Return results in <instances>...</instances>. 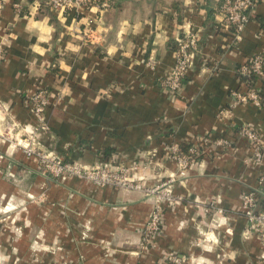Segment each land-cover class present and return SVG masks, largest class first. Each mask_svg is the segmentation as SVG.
Wrapping results in <instances>:
<instances>
[{
    "label": "crops",
    "instance_id": "1",
    "mask_svg": "<svg viewBox=\"0 0 264 264\" xmlns=\"http://www.w3.org/2000/svg\"><path fill=\"white\" fill-rule=\"evenodd\" d=\"M220 2L110 0L103 9L62 15L45 0H0V171L14 183L10 192L21 187L36 194L45 186L36 158L9 146L4 131L6 122L34 123L27 98L38 86L60 94L46 109L50 131L39 134L42 148L84 165L150 161L135 172L145 186L176 170L165 158L170 143L230 142L211 145L171 184L177 198L163 204L160 228L142 249L155 196L78 178L47 182L45 201L27 207L30 225L23 233L40 228L46 249L39 260L21 264H174L171 254L187 264H264V245L240 211L241 193L256 186L264 209V165L249 161L251 148L237 133L249 125L264 140V78L251 81L261 105H230L231 91L251 80L238 67L264 57V0H256L239 41L220 21ZM188 33L197 47L175 95L161 81L174 63L173 43ZM11 133L15 138L21 130ZM85 222L87 242L80 239ZM15 235L1 233L0 251L25 250Z\"/></svg>",
    "mask_w": 264,
    "mask_h": 264
},
{
    "label": "built area",
    "instance_id": "2",
    "mask_svg": "<svg viewBox=\"0 0 264 264\" xmlns=\"http://www.w3.org/2000/svg\"><path fill=\"white\" fill-rule=\"evenodd\" d=\"M110 0H45L50 9L62 15L68 12L83 14L92 7L99 9L109 6ZM256 0H221L217 12L224 27L232 30L234 39L239 41L241 32L248 22ZM177 48L174 52V63L169 74L161 81L162 87L172 94H179L182 88V80L191 64L193 53L197 47V37L188 33L177 38ZM154 66L153 61L147 63ZM237 73L251 80L247 81L244 90L231 91V106L239 103L251 102L255 105L262 104L260 91L251 82L252 79L264 78V57L255 55L246 63L241 64ZM60 94L54 93L45 87L38 86L27 98L28 111L34 118V123L20 126L13 122H6L4 131L11 147L19 148L28 157H34L39 163V173L48 183H57L66 178H78L88 181L95 186H112L126 190H137L143 192L147 197L155 196L154 205L144 223L142 229V246L151 242V239L158 232L162 221L163 204L175 200L172 194L171 184L178 178L186 176V170L199 163L200 158L211 146L228 147L230 142L225 138L202 139L189 144L186 150L177 143H170L167 147L165 158L174 162L176 170L167 179L154 186H145L135 172L146 167L150 161L134 160L128 165L106 161L98 165H84L77 161H71L58 157L50 151L42 148L39 143V134L50 131V125L46 115V109L55 105ZM18 127L21 133L12 137V131ZM240 137L248 142L251 148L249 161L254 165H264V140L261 135L249 125H243L237 131ZM146 160V159H145ZM263 177H260V184ZM263 195L260 186L251 187L241 193V213L247 223V230L256 234L261 245H264V209H260L259 198ZM222 212L221 208L217 209ZM174 264H187L185 259L175 254L168 255Z\"/></svg>",
    "mask_w": 264,
    "mask_h": 264
},
{
    "label": "rangeland",
    "instance_id": "3",
    "mask_svg": "<svg viewBox=\"0 0 264 264\" xmlns=\"http://www.w3.org/2000/svg\"><path fill=\"white\" fill-rule=\"evenodd\" d=\"M9 146H11V141H7ZM38 175L45 183V186L41 189L40 192L29 193L24 192L21 187H18V194L15 195L9 190V185H14L11 177L7 175L5 172L0 171V180L5 181V188L0 187V241H4L1 237V233L8 232V229L11 232L17 234L14 238H16V242L18 244H26L25 250H17V251H0V263L1 264H21V261L25 260H39L41 258L42 251L46 249L45 243L42 241V234L39 229H35V231H31L29 236L25 238L24 230L25 228H29L30 223L27 222L29 220V214L27 207L30 204H40L45 201V197H47L48 189L50 188L49 184L44 180L43 176L38 172ZM57 183H52L58 185ZM25 193V195H24ZM24 195V196H23ZM17 196V197H16ZM59 207L67 208V203H60ZM15 222L18 223L15 225ZM82 229L81 233V241L87 242L88 233L91 230V226L88 222L80 225ZM144 226V225H143ZM143 229V227H142ZM4 230V231H3ZM34 233V234H33ZM151 243V242H150ZM108 244V243H107ZM140 248L147 247L148 244L142 246V230H141V240H140ZM25 247V245H24Z\"/></svg>",
    "mask_w": 264,
    "mask_h": 264
},
{
    "label": "trees",
    "instance_id": "4",
    "mask_svg": "<svg viewBox=\"0 0 264 264\" xmlns=\"http://www.w3.org/2000/svg\"><path fill=\"white\" fill-rule=\"evenodd\" d=\"M172 48L174 50H176V48H177V42L176 41L173 43ZM186 148H187V146L186 147H182V150L184 151V150H186Z\"/></svg>",
    "mask_w": 264,
    "mask_h": 264
}]
</instances>
